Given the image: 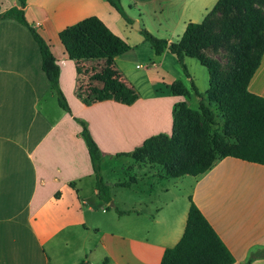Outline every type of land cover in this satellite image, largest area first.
I'll return each mask as SVG.
<instances>
[{
  "label": "crops",
  "instance_id": "1",
  "mask_svg": "<svg viewBox=\"0 0 264 264\" xmlns=\"http://www.w3.org/2000/svg\"><path fill=\"white\" fill-rule=\"evenodd\" d=\"M189 1L206 15L217 0H183L180 16H190L192 10L185 12ZM103 2L25 0L24 16L56 58L58 84L71 113L57 104L28 29L15 19H0V264H90L88 258L97 252L105 264H159L164 249L183 233L189 196L232 253V264H243L251 252L264 250V164L219 157L203 173L180 176L190 178H182L172 191L166 185L139 188L134 181L120 186L129 193L127 203L112 198L121 214L110 212L97 196L74 117L86 121L99 149L111 156L131 151L150 136L171 133L161 128L157 110L165 102L163 93L130 104L108 99L85 105L76 97L75 64L58 32L95 15L127 43L115 29L116 14ZM11 6L19 7V1L0 4V13ZM167 51L158 56L164 58ZM159 79L152 81L155 90L175 80ZM247 89L264 97V46ZM172 97L167 99H184ZM249 264H264V257Z\"/></svg>",
  "mask_w": 264,
  "mask_h": 264
},
{
  "label": "trees",
  "instance_id": "2",
  "mask_svg": "<svg viewBox=\"0 0 264 264\" xmlns=\"http://www.w3.org/2000/svg\"><path fill=\"white\" fill-rule=\"evenodd\" d=\"M18 1L19 7L7 8L0 13V19H15L28 29L38 46L41 69L49 82L51 91L56 96L59 107L71 113L70 106L58 84L59 66L56 58L45 39L27 22L23 10L25 0ZM233 1H236L241 7L243 16L240 39L235 51L236 65L229 74L227 85L222 89L217 85L216 64L206 58L202 50L218 45L227 37V34L218 36L203 31L207 17L197 23L189 21L176 41L158 38L144 28L139 29L144 39L149 42L155 55H160L166 49L175 55L186 77H190L184 64V57L186 56L195 58L206 68L208 87L204 92L197 89L192 79H190L191 88H188L180 79H175L170 85L164 87L167 90L166 94L184 97L196 95L199 97L201 117L208 123H213L214 115L202 99L205 94H213L226 122L233 125L231 132L233 142L222 141L221 143L210 144L207 139H203L195 159L185 162L176 160V155L185 141L183 134L174 138L177 110L183 105V101H179L173 105L170 136L167 134L150 136L131 151L117 152L113 156H130L137 160L146 158L150 163L163 166L171 178L183 175L195 176L203 173L215 159L225 156L264 164V97L247 89L248 81L260 63L264 46V13L254 6V0H217L209 12L212 13L220 5L227 8ZM107 2L127 23L133 22L123 9L120 0H107ZM231 34L232 32L230 33L229 30V35ZM58 37L68 58L75 64V95L83 104L91 105L108 99L130 104L137 98L132 87H126L123 82L116 78L102 76V71L114 69V57L125 53L130 47L99 17L91 15L82 18L61 29L58 32ZM258 45L261 47L256 52L255 49ZM98 64L102 65L100 72L96 70ZM89 65L94 71L90 80L95 81L96 84L83 85L81 76L86 74ZM118 90L122 92L120 95L122 100L117 99L115 95ZM74 119L81 126L80 135L89 154L97 196L107 204V208H111L113 204L109 185L101 173L103 152L91 136L86 121L77 117ZM159 137L166 139L167 145L163 151L152 153L151 146ZM133 182L134 180L129 179L118 181L115 185L128 187ZM70 185L72 186L73 183ZM189 201L183 233L173 246L164 249L159 264H232L234 262L232 253L190 196ZM114 210L118 214L122 213L115 207ZM256 257H264V250L251 252L243 264H249ZM77 264H87V261L82 260Z\"/></svg>",
  "mask_w": 264,
  "mask_h": 264
},
{
  "label": "rangeland",
  "instance_id": "3",
  "mask_svg": "<svg viewBox=\"0 0 264 264\" xmlns=\"http://www.w3.org/2000/svg\"><path fill=\"white\" fill-rule=\"evenodd\" d=\"M11 1L13 0H0V4L8 5ZM182 1L151 0L148 2H136L135 0L136 3H134L133 0H120L123 9L133 20L132 23H127L106 0L103 2L106 5L105 8H108L110 12L116 14L115 29L126 39L130 48L114 59L116 70L102 71V76H107L112 79L116 78L118 81L123 82L126 87H132L137 97L143 99L150 98L157 93H163L162 95H165V102H161V106L157 110L161 112V128L167 129L169 127L168 133L171 132L172 108L176 101L171 102L173 99H167L168 97H173L172 95L166 94L167 90L163 85L157 86L158 90H155L152 81L160 80L159 78L161 77H164L166 83L174 79H181L189 85L190 81L188 82L185 79L182 67L174 54L167 51L165 53L167 55L164 58L155 55L149 42L144 39L140 31L134 28V26L137 23L140 29L144 28L158 38L176 41L183 32L182 29L185 27L184 21L186 23L189 21L197 23L205 15L202 7H197L199 5L197 2L189 1L185 12L188 13V11L192 10L190 16H180ZM254 6L264 13V0H254ZM242 16V9L236 1H233L227 8H223L220 5L212 13L208 11L205 15L207 20L204 23L203 31L218 36H225L227 34V37L220 41L218 45L202 50L206 58L216 64L217 85L220 89L227 85L229 74L236 65L235 51L240 39ZM229 30L230 33L232 32L231 35H229ZM260 47L261 45H258L255 51L258 52ZM184 64L195 85H197L201 92H204L208 87L206 68L192 57H185ZM90 67L91 65L88 66L86 74L81 76V83L83 85L96 84L95 81L90 80V76L94 72ZM101 68V64L96 65L97 71L100 72ZM189 88H191L190 85ZM121 94V90L115 93L117 99L122 100ZM182 101V107L177 110L178 116L174 138L183 134L185 141L176 155V160L185 162L195 159L198 156L200 144L203 139H207L210 144L214 142L221 143L222 141L228 143L233 142L231 136L233 125L226 122L219 106L214 100L213 94H205L202 99L203 103L213 112V123H208L201 117L199 97L191 95L190 97H184ZM166 141V139L159 137L152 144L151 152L158 153L163 151L167 145ZM121 151L126 152L128 150L124 148ZM101 167L102 176L109 185L111 198L115 201H126L125 203L129 200V193L125 188L114 185L115 181L132 179L137 181L139 188L147 186L158 190L162 186L165 188L166 185L167 189L172 191L176 190L175 187L180 184L179 181L182 178H190L188 176L180 177V179L171 178L163 166L157 163H150L146 158L137 160L130 156L115 157L104 152ZM108 209H111L110 212L114 210L113 207ZM98 255L99 253L97 252L95 258H88L89 263L95 264L98 260L99 264H105L104 260H99Z\"/></svg>",
  "mask_w": 264,
  "mask_h": 264
},
{
  "label": "water",
  "instance_id": "4",
  "mask_svg": "<svg viewBox=\"0 0 264 264\" xmlns=\"http://www.w3.org/2000/svg\"><path fill=\"white\" fill-rule=\"evenodd\" d=\"M134 28H136L137 30L140 29V27H139V25L137 23L135 24Z\"/></svg>",
  "mask_w": 264,
  "mask_h": 264
}]
</instances>
